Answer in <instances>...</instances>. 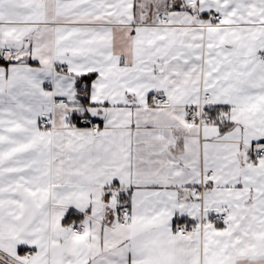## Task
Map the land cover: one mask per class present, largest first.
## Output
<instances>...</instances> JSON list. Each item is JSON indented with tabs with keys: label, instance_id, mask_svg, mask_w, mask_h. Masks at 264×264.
Listing matches in <instances>:
<instances>
[{
	"label": "snow or ice",
	"instance_id": "6c2138e0",
	"mask_svg": "<svg viewBox=\"0 0 264 264\" xmlns=\"http://www.w3.org/2000/svg\"><path fill=\"white\" fill-rule=\"evenodd\" d=\"M0 264H264V0H0Z\"/></svg>",
	"mask_w": 264,
	"mask_h": 264
}]
</instances>
